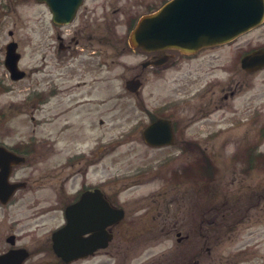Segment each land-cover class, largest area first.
I'll return each mask as SVG.
<instances>
[{"label": "flooded vegetation", "instance_id": "af4514ba", "mask_svg": "<svg viewBox=\"0 0 264 264\" xmlns=\"http://www.w3.org/2000/svg\"><path fill=\"white\" fill-rule=\"evenodd\" d=\"M32 2L33 9L40 8L33 12L31 54L44 67L41 70L34 65L27 75L40 70L43 74L41 80L34 79L23 101L0 99V264H203L205 259L211 261L212 224L217 217L222 231L230 237L241 233L233 255H224L219 264H248L257 256L261 261L254 264H264V191L254 192L245 204L235 194L248 186L247 180L252 178L248 176L249 168L254 165L234 172L228 179L225 173L212 171L208 160L213 158L210 140L198 130L199 134L185 135L189 125L185 119L174 117L178 106L170 98L158 105V113L153 116L169 117L172 143L151 146L142 139V145L160 153L172 148L167 155H185L188 167L145 166L143 159L139 166L130 167L122 181L117 175L100 178L99 159L112 151V144L101 141L100 146L99 129L101 125L111 126L115 103L108 101L105 105L100 101L94 72L101 65L111 68L108 61L119 64L131 54L128 35L132 21L137 19L129 14L132 2H128L127 9V5L114 6L126 0H81L66 22L67 7L72 8L76 0ZM163 2L159 0V4ZM263 26L264 20L251 31ZM7 35L10 39L0 53H5L9 42L17 43L20 51L13 31L8 30ZM214 47L217 46L194 54L174 49L140 54L150 60L168 55L170 59L165 64L151 67L163 76L169 67L178 64L181 68L197 54ZM260 47L264 43L254 49ZM263 70L264 67L246 73ZM186 81L190 83L191 79ZM192 82L200 84V79ZM238 84L241 87L242 83ZM196 87L190 101L198 99L197 105L191 106L194 114L198 113L188 121H202L222 99L235 92L220 88L219 97L213 99L211 83ZM14 88L0 85V93ZM151 121L150 118L144 126ZM155 178L164 181L161 189L146 193L138 188ZM220 185L222 197L216 200L212 189ZM254 187H259L258 183L250 189ZM84 193L87 197L82 204L86 206L79 207ZM101 199L105 205L100 204ZM101 207L123 210L120 218L105 227L110 237L106 246L73 260L59 257L53 249L54 231L74 216H81V227L87 230L83 236L99 234L98 224L94 226L92 222V231L89 230V214L92 220L99 219ZM171 236L175 240L171 255L162 258L160 252L149 259L147 251Z\"/></svg>", "mask_w": 264, "mask_h": 264}, {"label": "rangeland", "instance_id": "374dc122", "mask_svg": "<svg viewBox=\"0 0 264 264\" xmlns=\"http://www.w3.org/2000/svg\"><path fill=\"white\" fill-rule=\"evenodd\" d=\"M128 2H132L129 14L133 16L145 13L159 4V0H126V3L121 2L114 6L127 5L126 8L128 9ZM135 2L137 3L135 4ZM106 5L107 11H109V3ZM33 7L32 0H0V49L6 40L10 39L7 35L8 30H12L13 38L18 41L22 53L19 65L26 73L34 65H37L39 69L44 67L31 54L33 45L30 44L29 39L35 20L33 12L40 8L36 6L37 8L33 9ZM261 43H264V26L249 31V33L224 45L201 52L194 59L184 63L181 68L177 66L178 64L171 66L163 76L154 68L143 69L140 63L145 57L134 52L121 59L119 64L117 61L115 63L108 61L107 64L111 65V68L101 65L98 71L94 72V76L98 78L96 84L99 86V99L101 102H105V105L108 101L110 104L114 102L115 109L112 112L113 115L110 116L109 123L111 126L105 128L104 125H101L99 129L100 146L102 147V143L112 144V151L99 159L98 172L100 178L117 175L119 176L118 180L122 181V177L129 174L130 167L139 166L143 159H146L144 161L145 166L160 165L164 168L189 163V159L185 155L177 156L175 153L170 154L174 157L167 155L172 148H167L163 153H160L159 150L144 147L140 143L142 142L141 130L146 122L150 120L152 115L158 113V108H160L158 105L163 100L170 98L169 100L178 106L177 114L174 117L185 119L184 122L189 125L185 128V135L199 134L197 133L198 130L210 140L213 150L212 159L216 164L217 171L225 173L227 179L234 172L239 173L247 167L246 153L251 150L252 145L255 150L260 151L262 157L259 158V162H254V167L249 168L251 171L248 176L252 177L247 180L249 187L243 186L235 194L238 198H243V204H245L246 198L253 197L254 192L262 193L264 191V70L258 74L248 75L239 65L240 56ZM3 54L2 51L0 57H3ZM40 71L13 82L6 74L3 65L0 64V85L4 87L13 85L15 87L14 91L0 93V99L2 101H23L26 99L34 79L41 80L40 75L43 72ZM136 73L141 77L144 84L143 91L139 95L129 93L124 88L125 80ZM84 78L88 79V76L86 75ZM198 78L200 84H194L192 81H196ZM186 79H191V82L188 83ZM204 82L212 84L211 89L215 91L213 99L219 97L220 88L227 93H229V89H234L235 92L233 96L229 94L228 98L222 99L219 106L213 109L211 114L202 121L190 120L191 125L188 118H192V115L198 113L197 111L194 114L191 106L197 105L198 99L193 102L189 99L194 93L193 88L201 86ZM238 82L242 83L241 87ZM178 100H183L182 102L187 104L182 106ZM194 123L196 124L193 125ZM120 134L127 136L120 138ZM103 150L101 148L100 153ZM256 183L259 187L250 189ZM162 186H164V181L155 178L138 188L147 193L149 190H159ZM222 189H224L223 185ZM137 192L139 191L137 190ZM220 197H222L221 185L216 189L215 199ZM242 207L245 208V205ZM213 212L215 211L213 210ZM212 226L213 248L210 262L219 264L220 258L224 255H233L241 238V233L230 237L228 232L222 231L218 217ZM244 233L246 232L244 231ZM174 241L172 236L161 241L147 251L148 258L151 259L160 252L162 258L168 253L171 255ZM227 257L230 259L229 256ZM258 257L254 259L255 262L261 261V258ZM262 258L264 259V257ZM254 261L251 259L249 263L254 264ZM210 262L205 259L202 263L208 264ZM90 263L88 261L86 264Z\"/></svg>", "mask_w": 264, "mask_h": 264}, {"label": "water", "instance_id": "95a60500", "mask_svg": "<svg viewBox=\"0 0 264 264\" xmlns=\"http://www.w3.org/2000/svg\"><path fill=\"white\" fill-rule=\"evenodd\" d=\"M68 16L73 9L67 7ZM264 16V0H170L158 11L142 16L132 31L133 46L146 50L172 47L183 52H192L204 45L229 41L236 35L258 24ZM70 17V16H69ZM5 65L12 78H20L23 71L18 70V53L15 44L9 43ZM264 65V49L246 54L242 66L247 70ZM140 82L127 80L126 89L137 92ZM145 140L151 144H163L172 139L168 119H157L144 131ZM163 136V138H161ZM106 222L100 223V229ZM80 231L71 224L56 232L54 249L64 259L85 254L81 249L84 243ZM68 242H65V238ZM60 237L62 239H60ZM104 236L100 243L104 244ZM62 241V242H61ZM79 244L82 246L79 249ZM96 246V243H95Z\"/></svg>", "mask_w": 264, "mask_h": 264}]
</instances>
